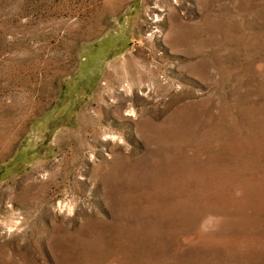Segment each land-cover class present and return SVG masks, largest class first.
Instances as JSON below:
<instances>
[{"label":"rangeland","instance_id":"rangeland-1","mask_svg":"<svg viewBox=\"0 0 264 264\" xmlns=\"http://www.w3.org/2000/svg\"><path fill=\"white\" fill-rule=\"evenodd\" d=\"M0 264H264V0H0Z\"/></svg>","mask_w":264,"mask_h":264},{"label":"bare ground","instance_id":"bare-ground-1","mask_svg":"<svg viewBox=\"0 0 264 264\" xmlns=\"http://www.w3.org/2000/svg\"><path fill=\"white\" fill-rule=\"evenodd\" d=\"M157 141V140H156Z\"/></svg>","mask_w":264,"mask_h":264}]
</instances>
